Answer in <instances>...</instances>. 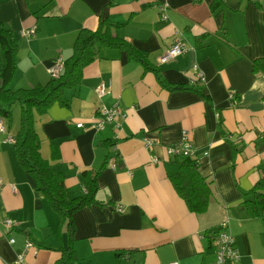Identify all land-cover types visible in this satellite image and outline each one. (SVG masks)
<instances>
[{"label": "crops", "instance_id": "1", "mask_svg": "<svg viewBox=\"0 0 264 264\" xmlns=\"http://www.w3.org/2000/svg\"><path fill=\"white\" fill-rule=\"evenodd\" d=\"M101 20L156 70L123 49L102 48L79 85L65 91L68 105L55 104L36 118L42 157L62 174L70 196L87 194L95 181V202L74 213L70 229L0 135V264H56L70 245L74 264H214L223 223L239 250L235 264H264V217L247 197L264 178V73L253 67L264 58V2L0 0V24L19 46L8 87L46 84L54 60L69 58L78 33L97 30ZM33 27L34 35H22ZM178 40L187 52L160 64ZM101 84L109 89L102 102L118 104L126 118L116 131L77 128L99 116ZM15 106L11 136L20 127ZM185 133L211 190L203 214L189 210L168 175L175 158L168 149Z\"/></svg>", "mask_w": 264, "mask_h": 264}, {"label": "trees", "instance_id": "2", "mask_svg": "<svg viewBox=\"0 0 264 264\" xmlns=\"http://www.w3.org/2000/svg\"><path fill=\"white\" fill-rule=\"evenodd\" d=\"M113 27L115 25L108 20H101L97 30H81L76 37L72 55L64 60V72L58 78L50 77L51 79L44 85L13 90L8 84L17 70L16 56L19 46L13 32L0 24V46L4 55V60L0 63L2 81L0 117L9 132L14 122L13 107L20 106V127L13 136L16 159L24 171L33 178L35 190L45 197L62 222L68 223L69 229L73 224L74 213L95 202L97 191L95 181L89 184L87 194L70 196L62 174L42 157L36 118L44 115L55 104L68 105L65 91L79 85L84 69L99 56L102 48L123 49L133 59L142 62L147 69L156 70L141 57L140 52L132 44L115 35ZM253 67L256 72L264 73V58L255 60ZM53 156H58L56 145L53 146ZM168 175L191 212L203 214L208 210L211 190L199 172L196 159L175 157L168 162ZM247 197L253 198L251 202L247 201L251 203L253 212L264 217V178L247 194ZM60 251L61 257L56 264H74L77 260L71 245ZM122 257L120 255V258Z\"/></svg>", "mask_w": 264, "mask_h": 264}, {"label": "built area", "instance_id": "3", "mask_svg": "<svg viewBox=\"0 0 264 264\" xmlns=\"http://www.w3.org/2000/svg\"><path fill=\"white\" fill-rule=\"evenodd\" d=\"M256 2H261L264 0H254ZM166 8L167 6L162 7L163 9V19H167L166 15ZM24 36H32L35 34V27L24 30L21 32ZM187 46L184 42L181 40H178L174 43V45L167 49L162 56L158 58V62L160 64L168 63L172 60H175L176 58L180 57L184 53L187 52ZM64 58L58 57L56 60H54L53 64L48 69L49 75L51 78H58L63 72H64ZM195 68L198 69L197 65H194ZM197 79L201 81L202 83L205 81V77L201 71L198 70V73L196 75ZM96 94L98 99L100 100V105L98 107V117L94 119V121L86 127L84 122L80 121L76 123V127L80 129H86V130H95V131H103L107 127L111 126L114 127L115 131L118 130L121 127V122L126 118V113L122 110V108L118 104H114L113 106H106L102 100L103 98L108 94V87L105 84L99 85L96 89ZM0 135L5 136L4 139H2L3 143L6 144H14L15 140L14 137L9 134L4 120L0 117ZM146 145H151L150 140H146ZM168 154L170 157H193L194 155V149L192 146V143L190 142V139H188V135L185 133L184 137L181 142H179L176 145L170 146L168 149ZM110 165L113 169L117 166L116 160L111 159ZM2 184V180L0 179V185ZM119 212H123L122 207L118 208ZM5 225L8 229H11L13 227V221L10 219L5 220ZM11 243H14V240H10ZM214 245L215 250L217 253V261L214 264H235L240 261V254L239 250L237 249L235 245V241L233 236L230 234V232L227 230V224L223 223L218 228V231L215 235L214 239ZM27 247L31 246V243L26 244ZM23 260V255L19 256L18 263H20ZM172 264H178V263H172Z\"/></svg>", "mask_w": 264, "mask_h": 264}, {"label": "rangeland", "instance_id": "4", "mask_svg": "<svg viewBox=\"0 0 264 264\" xmlns=\"http://www.w3.org/2000/svg\"><path fill=\"white\" fill-rule=\"evenodd\" d=\"M16 107V106H15ZM14 107V110H15V113H16V117H18L19 115V112H18V109Z\"/></svg>", "mask_w": 264, "mask_h": 264}]
</instances>
